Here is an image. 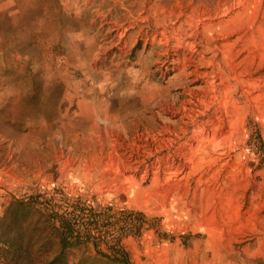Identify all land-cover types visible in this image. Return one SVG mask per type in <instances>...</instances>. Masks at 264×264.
I'll return each mask as SVG.
<instances>
[{
    "label": "rangeland",
    "instance_id": "374dc122",
    "mask_svg": "<svg viewBox=\"0 0 264 264\" xmlns=\"http://www.w3.org/2000/svg\"><path fill=\"white\" fill-rule=\"evenodd\" d=\"M176 1L0 0V216L15 199L41 196L57 211L80 201L144 215L141 233L123 240L133 264H264V106L242 117L232 150L202 156L220 161L200 165L201 182L179 188L152 175L177 160L180 145L159 151L154 143L152 129L181 117L159 101L190 99L192 80L172 64L184 51L156 24H170ZM192 1L217 0H179L184 15ZM260 1L253 12L264 44ZM129 156L145 164L124 188Z\"/></svg>",
    "mask_w": 264,
    "mask_h": 264
},
{
    "label": "bare ground",
    "instance_id": "6f19581e",
    "mask_svg": "<svg viewBox=\"0 0 264 264\" xmlns=\"http://www.w3.org/2000/svg\"><path fill=\"white\" fill-rule=\"evenodd\" d=\"M256 2L257 0H217L210 6L204 1L196 5L192 1L189 2L190 13L184 15V6L177 0L168 14L170 24H167L165 17L156 21L157 25L164 24L166 27L160 33L162 39L168 38V32L177 39V48L184 51L182 55L175 54L176 61H172V64L181 69L180 76L184 80H192L185 89V94L190 99L178 102V105L165 100H160L158 104L181 117L175 122L166 119L163 125L150 131L159 151L180 143L177 152H174L177 160L167 158L165 166L158 163L153 168L154 179L162 178L165 185L175 184L180 188L181 184L198 176L197 179L201 182L204 168L200 165L215 166L220 161L219 158H213L208 162L202 156L210 158L226 146L232 150L236 128L241 124L242 117L258 105L264 106V74L254 78L264 68V44L259 40L263 21H257L254 16L253 4ZM259 3L262 5L263 1ZM245 77L252 79H243ZM200 80L205 82V86L193 88ZM241 90V94L236 97ZM197 108L202 110L198 111ZM211 109L215 111L209 115ZM201 116H206L207 119L199 121ZM190 127L194 129L190 131ZM141 146L137 147L140 149ZM144 164L139 158L130 157L124 169V188L133 184ZM148 171L141 176L142 179L148 175Z\"/></svg>",
    "mask_w": 264,
    "mask_h": 264
},
{
    "label": "trees",
    "instance_id": "16d2710c",
    "mask_svg": "<svg viewBox=\"0 0 264 264\" xmlns=\"http://www.w3.org/2000/svg\"><path fill=\"white\" fill-rule=\"evenodd\" d=\"M144 219L80 201L57 211L41 196L15 199L0 216V264H133L123 240L139 235Z\"/></svg>",
    "mask_w": 264,
    "mask_h": 264
}]
</instances>
